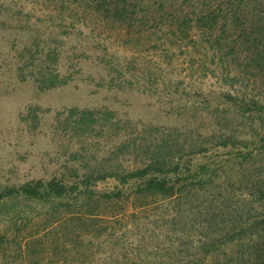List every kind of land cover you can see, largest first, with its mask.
I'll return each instance as SVG.
<instances>
[{"label":"rangeland","instance_id":"1","mask_svg":"<svg viewBox=\"0 0 264 264\" xmlns=\"http://www.w3.org/2000/svg\"><path fill=\"white\" fill-rule=\"evenodd\" d=\"M81 2L0 0V188L47 179L65 165L103 163L101 170H109L120 161L126 168L135 167L133 148L122 155L115 146L131 138L145 144L154 136L152 128L181 141L193 137L199 144L209 132V120H219L232 133L250 132L249 121L215 108L217 95L226 87L210 51L190 40L166 38L151 22L142 23L145 35L130 40L119 24ZM40 73H58L66 83L39 89L35 79ZM242 89L264 94L258 81H244ZM73 107L108 109L111 121L100 122L109 128L74 131L67 121ZM205 147L208 151L197 156L199 161L218 162L226 153L214 141ZM221 171L209 185L208 200L220 199L225 191H232L236 200L244 186L234 181L231 171ZM116 184L110 177L94 189L109 191ZM195 206L194 214L176 224V210L168 203L136 210L134 216L127 203L120 216L124 219L109 225V235L93 248L97 252L88 257L89 264L175 263L181 253L172 241L182 234L180 228L192 236H182L183 246L185 240L196 243L199 238ZM82 252L62 254L60 249L62 257L55 258L80 264L85 260Z\"/></svg>","mask_w":264,"mask_h":264},{"label":"trees","instance_id":"2","mask_svg":"<svg viewBox=\"0 0 264 264\" xmlns=\"http://www.w3.org/2000/svg\"><path fill=\"white\" fill-rule=\"evenodd\" d=\"M80 1L119 24L130 40L145 35L142 23L151 22L166 38L190 40L210 51L226 87L217 95L216 110L229 109L231 117L249 121L251 130L236 134L219 120H209V132L199 144L193 137L181 141L152 128L154 136L145 144L131 138L115 146L122 155L133 148L135 167L126 168L120 161L109 170H101L103 163L65 165L47 179L0 188L1 264H72L55 256L62 257L64 251L78 255L80 248L85 257L80 264H89L88 257L97 252L93 248L109 235V225L124 219L120 216L127 203L132 216L136 210L168 203L176 210V224L194 214L196 205L199 238L196 243L187 239L183 246L182 236H192L180 228L182 234L172 244L181 256L173 264H264V94L242 89L244 81L264 85V0ZM35 82L42 90L66 83L58 73H40ZM110 115L108 109L73 107L67 121L74 131L90 133L95 127L107 128L100 121H111ZM211 141L226 153L218 162L199 161L197 156L208 151L205 144ZM224 169L244 186L243 192L236 200L232 191H225L210 201L209 185ZM110 177L117 183L112 190L94 189ZM34 209L38 212L32 215Z\"/></svg>","mask_w":264,"mask_h":264}]
</instances>
